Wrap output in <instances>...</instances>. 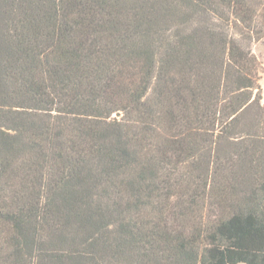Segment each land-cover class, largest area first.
Instances as JSON below:
<instances>
[{
  "label": "trees",
  "instance_id": "16d2710c",
  "mask_svg": "<svg viewBox=\"0 0 264 264\" xmlns=\"http://www.w3.org/2000/svg\"><path fill=\"white\" fill-rule=\"evenodd\" d=\"M264 0H0V264H264Z\"/></svg>",
  "mask_w": 264,
  "mask_h": 264
},
{
  "label": "rangeland",
  "instance_id": "374dc122",
  "mask_svg": "<svg viewBox=\"0 0 264 264\" xmlns=\"http://www.w3.org/2000/svg\"><path fill=\"white\" fill-rule=\"evenodd\" d=\"M252 52L257 58L258 62L261 65V71L259 76V85L261 87V93H262V103L264 104V40L254 43L252 46Z\"/></svg>",
  "mask_w": 264,
  "mask_h": 264
}]
</instances>
